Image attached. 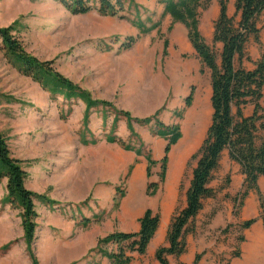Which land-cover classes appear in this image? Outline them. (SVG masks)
I'll use <instances>...</instances> for the list:
<instances>
[{
	"label": "rangeland",
	"instance_id": "1",
	"mask_svg": "<svg viewBox=\"0 0 264 264\" xmlns=\"http://www.w3.org/2000/svg\"><path fill=\"white\" fill-rule=\"evenodd\" d=\"M160 1L135 0L139 18L146 25L150 24L147 17L153 22L159 20V26L140 34L129 48H122V43L128 36L138 35L131 22L136 18L134 10L127 18H119L96 12L73 14L57 0H0V26L13 24V33L27 52L41 60H53L59 72L88 91L92 98L109 101L132 117L157 114L166 124L178 123L181 137L171 146L166 169L179 171V189L184 193L196 163L192 155L200 147L210 124V73L207 68L201 71L185 26L172 22L168 14L162 15ZM213 4L214 0H207L206 7L200 9L201 30L209 45H212V33L206 28L208 20L203 14ZM216 6L217 15L218 4ZM227 6L228 13L233 15V0H227ZM263 24L264 16L258 21L261 33ZM214 49L220 51L218 43L214 44ZM242 60L237 64L241 65ZM189 93L191 102L185 106ZM0 95V133L11 155L21 160L26 171V188L54 201L34 200L36 226L28 246L23 237L20 210L3 201L5 179H0V264H32L31 254L38 264L43 240L47 238L45 234L59 231L55 228L57 217L81 223L82 216L89 214L87 206L90 204H98L94 207L100 216L99 225L107 231L117 230L120 201L130 193L132 172L140 166L142 186L150 180L145 176L146 153L157 161L151 172L158 175L160 171L159 160L166 141L151 133L152 124L132 121V134L124 117L117 121L116 137L133 147L142 143L140 155L123 149L117 142H107L104 137L114 114L112 109L105 110L107 117L103 121L102 108H92L88 132L83 126L85 105L81 99L69 102L61 97L50 99L35 81L7 62L1 47ZM261 101L264 105V94ZM246 108L243 107L244 115L249 111ZM60 110L65 113L64 118L60 117ZM235 110L234 107V113ZM84 131L87 139L95 138L96 142L81 143L79 135ZM263 136L264 130H259L256 142L260 143ZM230 171L231 168L227 172V161L221 157L209 181L216 193L205 198L204 204L212 205V214L216 209L230 206L233 216L238 217L240 187L231 193L224 190L230 187ZM116 187L124 195L118 205L114 201ZM100 188L101 194H105L103 199L96 194ZM235 196L238 206L232 201ZM240 223L226 228L232 225L228 224L223 228L225 231L220 230L223 234L230 233L217 241L219 246H213L212 261L216 264H227L233 252L240 253L243 242L238 238L243 230ZM262 243L264 245V241Z\"/></svg>",
	"mask_w": 264,
	"mask_h": 264
},
{
	"label": "trees",
	"instance_id": "2",
	"mask_svg": "<svg viewBox=\"0 0 264 264\" xmlns=\"http://www.w3.org/2000/svg\"><path fill=\"white\" fill-rule=\"evenodd\" d=\"M73 14H85L96 12L101 16H117L127 18L128 13L134 10L136 18L131 20L137 28L138 35L128 36L122 43V48H129L136 38L159 26L158 21H151L147 17L149 25L139 18L138 4L135 0H57ZM163 3L162 15L168 14L172 22L182 23L187 30V38L193 50L200 60L201 71L207 68L210 73V105L211 118L205 137L192 155L196 159L192 169L189 186L186 190V204L176 209L170 219L167 231V245L159 246L155 251L156 264H170L167 255L178 256L185 252V235L192 232V222L203 205V200L215 195L216 190L210 187L209 181L212 172L219 165L221 154L227 150L228 157L239 164L240 172L244 175L238 195L239 207L250 191H255L259 202V217L263 221L264 228V196L261 193L257 180L264 177V136L257 143L258 131L264 130V105L260 103L264 88V42L263 50L258 60L254 62V68L246 69L237 62L243 58L249 60L245 53L246 43L250 36L259 42L260 27L258 21L264 16V0H233L234 14L227 12V0H218V14L213 21L212 45H209L199 30L200 9L205 8L207 0H161ZM235 16H238L235 18ZM264 33V24H263ZM15 26H0V47L3 56L11 66L19 73L30 77L44 91L50 99L61 97L69 102L73 99H81L85 105L83 112V126L87 131L90 110L102 108V119L105 121L107 112L114 111L110 122L109 131L105 135L107 142H117L125 150H133L136 154L142 153V143L133 147L116 137L117 121L124 117L128 130L133 134L132 121L140 124H152L151 133L163 138L166 142L163 147V156L159 160V178L163 180L167 156L171 146L176 144L181 137L178 123L166 124L157 117V114L144 118L132 117L129 112L117 109L106 100L94 99L88 91L80 88L68 77L63 75L53 66V60H41L27 52L21 40L13 33ZM215 43H221L220 51L214 49ZM167 45V40L164 41ZM1 96V95H0ZM192 95L185 98V106L191 102ZM253 105L252 112L243 114V107ZM234 107L236 108L234 113ZM64 118L63 110L59 111ZM90 132V131H88ZM87 134L81 132L79 137L83 144L95 143L97 139H87ZM147 177L151 175V167L157 163L149 153L145 154ZM26 171L21 166V160L10 153L5 137L0 133V179H5L6 194L3 201L20 210L23 237L29 246L34 236L36 226L34 200L53 203L45 194L36 193L26 188ZM157 187L156 182H148L146 193L152 195ZM114 197L115 205H118L123 192L118 187ZM238 198H232L237 205ZM237 205V206H238ZM96 215L94 220H100ZM256 218H249L240 223V228H248ZM91 221L83 217L82 226L85 227ZM140 229L137 232L112 231L99 237L92 251L102 256H107L112 264H129L132 256L127 252L145 254L146 247L152 238L158 223L159 214L147 208L139 218ZM229 228V225L226 226ZM226 229H223L225 231ZM243 240V236L238 237ZM116 245V249H108V245ZM7 246V245H6ZM6 246L2 247L5 248ZM239 251L231 254L230 259L238 257ZM32 256V264L36 261ZM201 254H196L192 264H198ZM226 260V263L229 260ZM70 264H75L72 262ZM99 264V263H95Z\"/></svg>",
	"mask_w": 264,
	"mask_h": 264
},
{
	"label": "crops",
	"instance_id": "3",
	"mask_svg": "<svg viewBox=\"0 0 264 264\" xmlns=\"http://www.w3.org/2000/svg\"><path fill=\"white\" fill-rule=\"evenodd\" d=\"M217 2L218 0H214L212 8L203 14L208 20L206 28H208L211 33L213 32V21L217 16ZM227 12H229L228 6ZM201 19L199 22V30L202 35L205 36L201 30ZM263 42V31L262 33L261 31L259 32V42L254 41L252 36L249 37L245 51L250 59L242 60L241 65L243 67L246 69L254 68V62L260 57L263 50ZM218 45L221 47V43H218ZM261 102L260 99V103ZM246 107L247 111L249 109L246 114L248 115L252 112L253 105L248 104ZM221 157L224 159V162L227 161V172L231 168L230 187L224 190L230 193L237 191L238 188L241 187L244 177L240 172V166L228 157L227 150L222 152ZM140 168L141 167L138 166L132 172V176H130V193L120 201L117 215L118 226L116 229L124 232H137L140 229L139 218L147 208L151 209L154 213L158 212L159 223L146 247L145 254L140 255L135 251L127 252V254L132 256V260L129 264H156L155 251L159 246L167 245L166 237L171 216L176 209L185 206L186 190L189 185L184 193L180 192L179 171H169V169H166L163 180H160L159 173L158 175L156 173H151V175L147 177L145 172V176L150 179L148 182L157 183L155 192L152 195H148L146 193L147 184L146 186H142L143 182L142 179H140ZM135 172H137V175ZM132 180H134L133 186ZM257 183L263 194L264 177L260 176ZM208 185L210 186V184ZM102 191L103 190L100 188L98 189L100 194L96 192L98 198L103 199V196H105V194H101ZM256 196L257 194L253 190L248 193L244 199L243 205L240 207L238 217L233 216L230 206H228V208L216 209L212 214V205H205L203 200L202 208L192 222L193 231L185 235V252L178 256L167 255L169 263L192 264L195 255L201 254L198 264H216L215 260L212 261L213 246L214 244L219 246L220 243L217 241L223 239L224 236L230 233L227 232L223 234L220 233V230L228 224H232L229 226V228H232L246 219L256 218L248 228L242 230L243 242H241L240 245V255L231 259L229 257L230 260L227 264H264V245L262 243V241H264V228L263 221L259 217V202ZM96 205L94 204V206ZM94 206L91 204L88 205L89 214L82 216L91 219L85 227L82 226L80 220L68 221L64 220L62 217H57L59 219H57L58 224L55 225V228L59 231L55 234H45L47 238L43 240L44 248L39 253L38 264H69L72 262H75V264H112L107 256H102L92 251L96 245L97 238L113 229L107 231L104 226L99 225V222L96 220L93 221L96 215H98ZM217 233L219 234L217 235ZM214 234L216 236H214ZM108 248H110L109 250H111V248L115 250L116 245L110 244Z\"/></svg>",
	"mask_w": 264,
	"mask_h": 264
}]
</instances>
